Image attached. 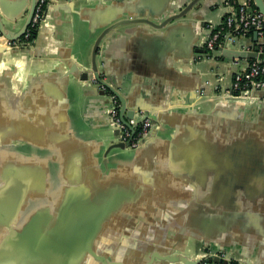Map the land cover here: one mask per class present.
<instances>
[{
  "label": "crops",
  "instance_id": "1",
  "mask_svg": "<svg viewBox=\"0 0 264 264\" xmlns=\"http://www.w3.org/2000/svg\"><path fill=\"white\" fill-rule=\"evenodd\" d=\"M190 1L84 2L82 10L76 11L63 1L49 5L45 24L38 28L35 38L28 44L17 40L19 46H13H26V52L7 55L0 51V62L6 64L0 71V128L18 125L23 117L26 120L28 107L39 108V94H49L52 101L55 85L63 88L69 119L83 128L82 138L93 139L94 132L107 127L105 105L102 101L95 103L96 89L72 77L65 86L60 77L67 75L68 64L77 60L82 66H89L94 42L104 29L106 15H101V5H113L115 10L124 7L127 13L117 16V21L139 18L147 22L121 23L105 33L96 61L105 79L117 86L131 108L148 113L165 129L155 144L169 150L162 161H157L154 152H148L129 171L116 168L117 177L125 181L119 190L129 198L116 204L127 210L118 216L115 226L132 225V232L144 225L146 232L130 237L135 247L128 251L103 250L124 258L138 250L137 241L148 245L145 249L149 254L154 251L161 254L169 247L202 248L197 238L204 233L202 225L207 221L211 232H215L216 226L223 230L225 259L264 264V172L262 166L255 169L253 165L255 159L264 161V98L245 101L226 98L233 71L248 61L240 60L234 66L216 50L211 53L203 46V39L222 24L223 17L233 8L230 0H199L182 17L164 23V19L179 13ZM0 2L13 17L10 20L0 13L2 22L12 23L14 31H18L25 22L29 0ZM251 37L249 33L239 42H225L223 49L264 50V35L257 41ZM31 84L33 88L28 90ZM4 143L0 145V159H8L9 147ZM252 149H257V155H249ZM178 155L194 160L196 194L192 220L184 212L187 185L182 176L177 180L178 197L173 205L168 196L170 188L166 183L160 185L164 181L162 173H168L163 167L179 160ZM132 160L130 156L111 167ZM184 171L183 175L187 174ZM170 206L178 209L177 216L173 215L176 212L171 214ZM122 237L127 235L114 236L116 240ZM170 241L174 243L172 247L167 244ZM152 264L163 263L155 260Z\"/></svg>",
  "mask_w": 264,
  "mask_h": 264
},
{
  "label": "water",
  "instance_id": "2",
  "mask_svg": "<svg viewBox=\"0 0 264 264\" xmlns=\"http://www.w3.org/2000/svg\"><path fill=\"white\" fill-rule=\"evenodd\" d=\"M57 1L65 2L68 8L76 11L82 10L84 2L102 4L124 0H46L42 15L44 23L41 22V25L45 24L49 5ZM198 1L191 0L179 13L164 19V23L182 17ZM38 2L39 0H29L25 22L18 31H14L12 23L5 25L0 15L2 53L11 55L10 53L19 51L26 52V46L18 48L6 43L16 42L23 37L31 24ZM253 4L264 14V0H253ZM113 7L101 5V15H106L104 29L94 42L89 66H82L76 59L74 63L68 64V74L60 77L62 85L66 86L69 77H72L85 83L88 88L96 89L95 103L102 101L105 105L107 127L94 132L93 139L82 138L80 134L84 132L83 128L75 126L69 119L67 98L63 88L55 85V97L52 101L48 99L49 94H39V108L28 107L25 113L26 120L23 117V122L11 125L6 128L7 130L0 128V145L7 142L4 144L9 147L8 159H0V264H152L155 260L163 264H228L232 261L219 255L226 251L222 243L223 230L216 226L215 232H211L207 221L202 225L204 233L197 239L218 255L204 252L202 248L171 250L170 247L167 250H160L161 254L158 251L149 254V250L145 249L148 245L139 241L136 245L138 250L124 258L116 256V252L108 253L107 250H103L117 248L128 251L131 246L135 247L131 245L133 241L130 237L137 234L142 236L146 232L144 225H139L132 232L130 228L132 225L115 226L118 216L127 210L116 204L129 198V195L125 197V192L119 190L125 181L120 176L117 177L116 168L129 171L148 152H154L157 161H162L163 154L169 150L162 144H155L156 141H160V134L165 129L148 113L131 108L127 98L117 91V86L105 79L96 61L98 47L105 33L121 23L147 22L139 18L117 21V16H122L127 10L124 7L115 10ZM0 13L10 20L13 19L6 13L1 2ZM258 38V34L253 31L251 40L257 41ZM224 43L223 41L215 50L228 58L230 63L235 59L248 62L250 59L264 60V50H260L259 47L252 50L223 49ZM248 62H245V65ZM31 85L28 90L33 88ZM111 95H115L120 103V122L129 127L132 135L136 131L135 126H139L143 119L148 118L152 122L135 147L130 146L129 140L121 139V129L111 118ZM226 96L234 101L260 97L263 99L264 89L254 90L246 96L235 97L231 92ZM131 119L134 123L129 124ZM256 151L257 149H252L249 155ZM130 156L133 158L132 163L111 167L113 163ZM177 158L179 160L173 164L166 163L163 167L168 173L166 175L162 173L161 178L164 181L160 182V185L166 183L170 188L168 196L173 205L174 199L178 197L177 180L180 179V175L182 176V181L187 185L186 193L183 195L187 205L184 212L187 218L192 220L196 194L193 192L194 160L188 161L183 155H178ZM233 162L236 167V161ZM254 162V168L262 166L264 172V161L260 163L255 159ZM185 167L188 169H184ZM183 171L187 174L183 175ZM171 206L169 210L173 214L178 209ZM141 210L145 212L146 209L137 211ZM173 215L178 214L176 212ZM146 216L150 217V213H146ZM220 223L223 226L225 222L223 220ZM188 226L192 228V224ZM116 234H125L127 237L116 240L114 238ZM173 242L177 244V241ZM174 243L170 241L167 244L172 247ZM146 251L148 255H145ZM242 263L245 264L244 261L233 262Z\"/></svg>",
  "mask_w": 264,
  "mask_h": 264
},
{
  "label": "built area",
  "instance_id": "3",
  "mask_svg": "<svg viewBox=\"0 0 264 264\" xmlns=\"http://www.w3.org/2000/svg\"><path fill=\"white\" fill-rule=\"evenodd\" d=\"M45 3L46 0H39L31 24L23 35V39L18 40L19 42L28 44L30 28L37 30L43 26L40 23L44 21L42 15ZM253 31H255L258 36L264 35V14L260 13L256 8L250 7L249 2H243L241 4L236 3L225 15L220 27L203 39V45L209 52H213L217 46L222 45L223 41L231 43L239 42L241 41L240 38L246 37ZM6 45L19 46V43L7 42ZM239 63L240 60L235 59L231 64L237 66ZM229 87L230 89L228 92H231L235 97L246 96L254 90L264 89V60L252 59L251 62L249 61L248 64L244 65L241 69H235L232 73ZM110 98L112 101L110 115L114 123L118 124L121 129V139L123 141L129 140L130 146L135 147L139 138L148 131L152 122L148 118L143 119L139 126H135L136 131L132 135L129 127L120 122V103L118 99L115 95H111ZM132 123H134V120H129V124ZM212 253L218 255L215 251ZM219 255L225 256L223 253ZM228 264H231V262Z\"/></svg>",
  "mask_w": 264,
  "mask_h": 264
},
{
  "label": "trees",
  "instance_id": "4",
  "mask_svg": "<svg viewBox=\"0 0 264 264\" xmlns=\"http://www.w3.org/2000/svg\"><path fill=\"white\" fill-rule=\"evenodd\" d=\"M249 1V5H250V7H252V8H255L254 7V4H253V0H248ZM230 2L231 3H233L234 5H236V3L233 1V0H230ZM225 18V16L223 17V19ZM223 21V20H222ZM220 27V26H219ZM219 27H217V28H215L213 31H215V30H217ZM29 37H28V39H29V41H32L34 38H35V36H36V29H32V28H30V30H29ZM23 39V37L21 38V40ZM250 62H251V59L249 60ZM231 264H233V262L231 263Z\"/></svg>",
  "mask_w": 264,
  "mask_h": 264
},
{
  "label": "clouds",
  "instance_id": "5",
  "mask_svg": "<svg viewBox=\"0 0 264 264\" xmlns=\"http://www.w3.org/2000/svg\"><path fill=\"white\" fill-rule=\"evenodd\" d=\"M6 67V64L0 62V71H2ZM21 83H24L23 77H21Z\"/></svg>",
  "mask_w": 264,
  "mask_h": 264
},
{
  "label": "flooded vegetation",
  "instance_id": "6",
  "mask_svg": "<svg viewBox=\"0 0 264 264\" xmlns=\"http://www.w3.org/2000/svg\"><path fill=\"white\" fill-rule=\"evenodd\" d=\"M202 250L204 251V252H212V250L209 248V247H207V246H204V247H202ZM232 263V262H231Z\"/></svg>",
  "mask_w": 264,
  "mask_h": 264
}]
</instances>
